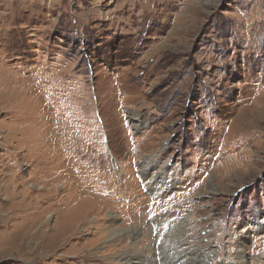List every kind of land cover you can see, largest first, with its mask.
<instances>
[{
    "label": "rangeland",
    "instance_id": "rangeland-1",
    "mask_svg": "<svg viewBox=\"0 0 264 264\" xmlns=\"http://www.w3.org/2000/svg\"><path fill=\"white\" fill-rule=\"evenodd\" d=\"M71 209L63 246L31 238ZM143 237L201 251L158 264H264V0H0V264Z\"/></svg>",
    "mask_w": 264,
    "mask_h": 264
},
{
    "label": "bare ground",
    "instance_id": "bare-ground-1",
    "mask_svg": "<svg viewBox=\"0 0 264 264\" xmlns=\"http://www.w3.org/2000/svg\"><path fill=\"white\" fill-rule=\"evenodd\" d=\"M147 176V175H146ZM151 176V175H150ZM149 176V178H150ZM163 177H161L160 172H157L156 175L152 176V181L154 182L153 186L154 189L159 191L160 187L158 186V182L157 179H161ZM147 181V180H146ZM165 183V182H164ZM164 185V184H163ZM150 186V185H149ZM162 187V186H161ZM164 187V186H163ZM153 191V190H152ZM163 204V203H162ZM154 205V204H153ZM157 208V207H156ZM35 214V213H34ZM91 214V213H90ZM38 215V213H37ZM85 215H87L86 213L81 214V213H77L76 211H74V209L68 210L61 226H56L54 227L52 230L49 231H42L41 229H39L38 232H36L33 235H30L31 238L33 240H37V238H42V241L46 244V251H48V249L51 248H55L57 246H63L64 243H66L64 240L66 238V236H68L72 229L74 227H76L77 224H79L80 222L82 223L84 218L86 217ZM166 215V214H165ZM163 215V216H165ZM92 216V215H91ZM90 216V217H91ZM142 216V215H140ZM36 218L34 215L31 216ZM29 218V217H28ZM38 218V217H37ZM190 219V218H189ZM32 220V219H31ZM40 220V218H39ZM179 221L184 224L186 223V218L182 217L179 218ZM29 222V221H28ZM143 222V221H142ZM161 222V221H160ZM27 223V222H26ZM25 223V225H27ZM37 222L36 221H31L29 224V228L32 227L33 225H35ZM161 226H163V222L160 223ZM45 225V224H44ZM41 227V226H40ZM79 227V226H78ZM164 227V226H163ZM28 228V227H27ZM38 229V228H37ZM29 229H27L28 231ZM26 231V232H27ZM160 231V230H159ZM25 232V231H24ZM109 232V235L113 234L115 232V228H109V230L107 231ZM142 235H145V233L147 232L146 228L142 229ZM23 233V232H22ZM136 233L138 234L139 231L137 230ZM72 235V234H71ZM112 236V235H111ZM150 236V235H149ZM154 236V235H153ZM65 237V238H64ZM80 238V237H79ZM104 238V237H103ZM144 238L143 240H141L139 242V244H141L139 252H142V254H138L136 255V253H126L123 252L121 255L119 254V264H158V260L162 261L164 260L169 254H173L176 255L177 261L179 262L182 258H184L187 255L192 254L193 252L197 255H199L201 253L199 248H186V242L183 240H178L177 243L172 246V247H166L165 246L163 248H157V250L155 249V247L152 249V253L153 256L152 257H148L147 253H146V249L148 247V245L151 243L150 240L148 244H144ZM149 238V237H148ZM146 239V238H145ZM157 240V239H156ZM69 241V240H68ZM99 241V240H97ZM96 242V241H95ZM147 242V241H146ZM42 243V242H41ZM113 244V243H112ZM39 245V244H38ZM40 246V245H39ZM92 246V245H91ZM137 246V245H136ZM154 246V245H153ZM162 247V246H161ZM123 248V247H122ZM240 248V247H239ZM137 249V248H136ZM150 249V248H149ZM238 249V248H237ZM113 250V249H112ZM157 252V254H156ZM245 249L240 248L237 252H236V258H235V262L236 264H248L247 260H246V255H245ZM116 252H114L113 254H116ZM63 256V255H62ZM222 257L221 254L219 256V258ZM222 259V258H220ZM228 259V260H227ZM227 261H230V258H227ZM232 259V258H231ZM192 261L194 259H191ZM63 261V260H62ZM166 261V260H165ZM195 262V261H194ZM160 264V262H159Z\"/></svg>",
    "mask_w": 264,
    "mask_h": 264
}]
</instances>
